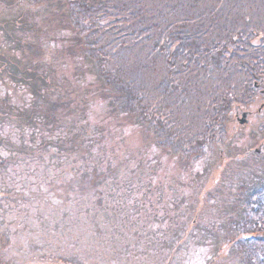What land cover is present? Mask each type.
Wrapping results in <instances>:
<instances>
[{
	"label": "trees",
	"instance_id": "trees-1",
	"mask_svg": "<svg viewBox=\"0 0 264 264\" xmlns=\"http://www.w3.org/2000/svg\"><path fill=\"white\" fill-rule=\"evenodd\" d=\"M195 2L196 14L191 18L195 23L186 20L177 23L173 16L174 10L171 11L169 5H164L162 0H0L1 13L7 9L19 11L11 19V23L6 22V26L4 23L0 24V35L4 44L12 46L10 52H14L13 56L19 59V62L22 61L21 55L28 56L20 65H15L12 61V65L20 70L18 77L21 83L28 82L30 76H33L30 70L38 63L39 68L34 69H46L45 63H50L51 57L55 60L59 55L60 62L64 61L67 64L69 61L80 60L81 66L82 61L88 62L91 66L89 72L96 76L95 80L101 86L104 98L109 99L116 115L120 116L123 113L127 116L129 124L138 125L144 142L158 148L162 147L172 153L178 159L177 162L180 160L182 164L188 165L191 157L196 161L208 158L207 149L213 150L211 139L228 137L231 123L235 120L234 113L236 115L238 110L244 108L247 112L260 114L257 104L261 102L259 101L261 95L264 96L262 93L264 27H261L264 26V16L255 21L251 20L248 25L241 26V29L229 30L228 26H224V30L218 34L219 39L208 44L205 42L208 37L206 26L216 28V25L207 21L208 13H204L205 9L199 7L200 2L203 1L195 0ZM243 5L246 8L253 6L250 2H244ZM219 7L220 4L209 7L211 10L206 7L210 12L209 16L215 17ZM251 12L252 10L247 13L251 15ZM170 19L172 25L169 23ZM244 20H249V16L246 15ZM176 23L179 27L175 26ZM63 32L72 34L68 46L65 49L52 46V39L61 38ZM238 33L240 39L237 37ZM60 50L65 54H59ZM120 52L129 57L120 60L122 55ZM155 58L164 61L171 69L177 66L179 77L177 75L172 77V82L175 84L178 83V79L187 77V74L190 78L198 75V71H192L190 74L194 62L204 72L233 68V74H228L224 80L226 89L219 106L212 102L211 96L209 97L210 90L204 92L206 97H202L195 89L197 99L204 98L197 107L201 120L199 124L203 126L200 131L179 127L173 130L167 129L172 123L171 120H174L172 115H166L165 119L158 123L151 109L144 102L145 86L138 72L142 70L147 74H153V71H157L154 75L158 74L159 77L160 69H156V64L153 62ZM2 63L10 74L14 67L6 68L8 63L5 60H2ZM48 69V71H32L35 75H43L42 82L46 88L39 86L38 78L35 79L37 82H28L33 87L41 109L49 104L50 120H86L88 102L97 89L83 90L79 93V85L76 81L78 77L85 76L87 71L74 69L73 76L76 80L71 81L69 76L60 74L58 70L53 69V66L49 65ZM24 70L26 71L23 72ZM211 78L215 83L216 79L213 75L207 76L206 79L211 80ZM80 94L91 95L82 98ZM259 105L261 107L264 103ZM73 125L72 121L67 122L66 155H73L74 162L77 148L82 147V158L85 163L99 159L93 168L90 164L80 172L82 197L86 200L93 196L94 191L97 190L98 194L106 182L117 180L122 166L128 168L129 164L138 162L140 146L137 145L133 151L122 138L121 131L111 132L114 142L108 145L111 156L107 168L103 165L104 160H101L106 152L102 150L100 142L96 145L92 143L98 151L90 150L91 141L85 137H82L80 145L76 131L72 129ZM218 148L219 146L216 147ZM127 149H131L132 152L129 151L127 157H123L122 153ZM261 151L260 155H257L259 154L257 152H252L250 155L255 160L259 158L257 161L246 158L238 162V177L232 176L235 172H220L218 180L208 190L207 186L203 188V183L213 165L212 162H207L208 167L201 174L203 182L195 185L200 191L195 194L197 203L194 211L199 215L201 230H208V233L217 236L216 252H220L222 245L219 241L222 240L228 242L230 251L233 250L238 243V230L242 229L248 234L247 240L260 244L258 248L250 250V252L258 250L253 252L254 256H257L255 264H264V236L262 237L264 234V144ZM116 156L119 157V162L114 161ZM155 159V156H148V161ZM124 162H129L128 166ZM260 164L262 168L256 169ZM247 168L249 170H246ZM254 168L260 170V181L255 178L252 185L236 183L237 178L238 182H243L244 174ZM78 179L75 173L72 174L71 179L67 178L68 182L64 185L65 193L59 186H52V199L73 197ZM229 182L231 185L228 184ZM55 188L58 189V193H53ZM204 190L205 193H202ZM61 193H64V196ZM203 195L205 200L199 197ZM135 208L133 207V211H136L138 206ZM207 215L212 216L214 220L207 219L209 218L206 217ZM207 221L213 223V230L207 228ZM1 224L0 221V264H174L175 262L177 264L182 258V251L173 250L166 254L161 252H150L145 256L140 254L134 260L136 254L133 252H120L114 248L120 245L118 236L104 231L101 222L96 219L84 222V227L95 228L97 232L93 236H84L86 245L80 260L75 256L74 243L70 252L68 242L61 237L53 238L54 241L51 239V250L47 251V241L43 237H35L31 242L27 240L22 242L21 238L12 236L8 230L5 232ZM230 231L235 243L230 238ZM208 233L204 234L205 239L210 238ZM179 238L178 245L183 247L185 235H179ZM225 258L224 255L223 261ZM238 258L239 255L233 257L231 264H237L235 262Z\"/></svg>",
	"mask_w": 264,
	"mask_h": 264
},
{
	"label": "flooded vegetation",
	"instance_id": "flooded-vegetation-1",
	"mask_svg": "<svg viewBox=\"0 0 264 264\" xmlns=\"http://www.w3.org/2000/svg\"><path fill=\"white\" fill-rule=\"evenodd\" d=\"M38 64L34 68H39ZM45 65L47 68L44 70L48 71L49 63ZM34 68L30 70L33 76L28 82L38 81L39 86L44 88L43 75L32 73L33 70H44ZM2 73L0 221L5 232L8 230L22 242L43 237L47 241V251L51 250V239L61 237L68 242L70 252L74 243L75 256L80 260L86 245L84 236H93L97 232L95 228L84 227V222L96 219L101 222L104 231L118 236L120 245L114 248L120 252H133L136 254L134 260L137 255L145 256L150 252L166 254L173 250L182 251V245H178L179 235H185V246L193 232L201 227L199 215L194 211L197 203L195 192H199L195 190L194 175L189 172H180L183 174L179 175V169L175 170L173 164L164 166L168 162H160L158 157L155 161H148V156L147 160H143L146 153L142 145L138 164L132 163L129 167V162H124L128 168L122 166L117 180L106 182L98 194L96 190L92 197L84 200L80 172L90 164L93 168L99 159L85 163L82 147L77 148L74 162L73 155H66L67 122H73L72 129L76 131L80 145L82 137H85L91 141L90 150L98 151L92 143L96 145L100 142L106 152L101 160L107 168L111 156L108 145L114 142L112 134L103 131L104 127L100 124L88 120H50L49 104L41 109L37 96L32 93L33 87L28 82H20L18 68H14L6 79L2 78ZM14 110H18L16 115H13ZM263 111L264 105L259 108V112ZM254 113L250 112L249 121L262 120ZM240 114L242 112L238 110V116L233 121L237 131ZM218 145L212 143L213 150L209 151L208 161H213V152ZM129 151L132 152L131 149L124 151L123 157H127ZM225 151L226 148H223L221 154L224 155ZM114 158L115 162L120 161L119 157ZM73 173L79 178L74 196L52 199V186H59L65 193L64 185ZM58 192L57 188L53 189V193ZM64 193L61 195L64 196ZM132 206H138V209L133 211ZM225 256L228 261L233 257L230 252Z\"/></svg>",
	"mask_w": 264,
	"mask_h": 264
},
{
	"label": "rangeland",
	"instance_id": "rangeland-1",
	"mask_svg": "<svg viewBox=\"0 0 264 264\" xmlns=\"http://www.w3.org/2000/svg\"><path fill=\"white\" fill-rule=\"evenodd\" d=\"M200 1V0H199ZM203 3L200 2L199 7L205 9L204 13H208L207 21L211 22L212 24L216 25V28H209L207 27V35L208 37L205 39V42L208 44H212L213 41H217L218 34H221V31L224 30V26H228L229 30L232 29H241V26H246L248 22L255 21L261 16H264V1L263 0H202ZM209 1V2H208ZM208 2V3H207ZM244 2H250L252 3V7L246 8L243 3ZM162 3L164 5H169V9L171 11L174 10L173 16H175L177 23H182L183 20H186L187 22L191 21L193 22L192 15L196 14V2L195 0H162ZM217 4H220L221 7L218 8L215 17L209 16L211 10L209 7H213ZM208 7L209 10L206 8ZM251 12V15L247 12ZM19 11L7 9V11L0 12V24H3L6 26V22L11 23V19L14 18ZM249 16V20H244L245 16ZM109 21V20H108ZM104 23V22H103ZM169 23L172 25V20H169ZM175 24L176 27H179L178 24ZM105 24V23H104ZM248 25V24H247ZM196 26H199L196 24ZM261 26V24H260ZM261 27H264L263 25ZM1 33V31H0ZM71 33L69 32H63L62 37L59 39H52L53 42H51L52 46H57L62 49H65V47L68 46L69 38L71 37ZM240 36V33H238L237 37L238 39ZM237 37L235 39H237ZM13 49L12 46L10 47L9 44H4L3 37L0 35V72L3 79H6L7 77H10V74L7 72L6 69H4L2 60H5L8 63V69L11 68L12 61H16L15 56H13L14 52H10V50ZM142 52V50H141ZM59 54H65V52L59 51ZM121 58L120 60H123V57L128 58L129 56L125 55L123 52H120ZM30 57V56H29ZM54 57V56H53ZM57 58L54 60V58L51 57V61L49 65L53 69H56L59 71V73L62 75L69 76V79L71 81H74L73 71L74 69H83L87 71V74L83 77H78L76 83L79 85V93H82L83 90H95L97 89V92L92 94L90 97V101L88 102V110L87 115L88 117L86 120H88L91 123L100 124L102 127H104V131L111 132H120L122 138L126 141L129 147L131 149L138 146H144L145 156L143 160H147V156H155L158 157V160L160 162H168L165 163V165L173 164L175 170L179 169V175L189 172L192 175L195 176V180H193L196 184L199 182H203L201 174L203 171L206 170V165L208 161V158H202L199 160H193V158L189 160L188 165L182 164V161L177 162V158L172 155V153L167 152L166 150L162 149V147L158 148L157 146H153L150 143L143 141V136L141 135V128L138 125H132L129 124V121H127V116L123 113L119 115H116L115 111L113 110V106L110 104L109 99L104 98V92L99 85L98 82H96L95 77L93 74H91L90 68L91 66L86 61H82L83 65L81 66L80 60H73L69 61L68 64L63 61L60 62L59 55L56 56ZM28 56L21 55V62L16 61L19 65L22 64L24 61H26ZM159 58V57H157ZM155 58L153 60L154 64H156V69H160L159 71V77L157 71H153V74H147V72H142L140 70L138 72V75L140 76L141 81L143 82L145 89L143 90V99L144 102L148 105V108L151 109L152 113L155 116V119L158 120V123L160 120H164L166 115H172V118L174 120H171L172 123L169 124V127L167 129L173 130L175 127H179L182 129H190L193 131H200L203 127L199 123L201 122L200 116L197 113L198 105L202 103L204 98L197 99L196 91L199 95L202 97H206L207 95L204 92H209V97L211 96V100L215 105L219 106L222 102L223 94L225 93L226 87L224 86V80L226 79L228 74H233V68L229 69H222L219 68L218 70L212 72V70H207L204 72L203 69H199L198 65L194 62V67L190 71L196 72L198 71V75H195L194 78H190V75L187 74V77L183 78L182 80L178 79V83L172 82V77L177 75L178 76V69L177 66L174 67V69H171L164 61H160L159 59ZM133 59V58H129ZM157 59V60H156ZM19 60V59H18ZM54 60V61H53ZM165 60V59H163ZM53 61V62H52ZM160 61V62H158ZM15 62V63H16ZM109 62V61H108ZM114 66L116 64L115 60ZM185 62V61H182ZM14 63V64H15ZM24 65V64H23ZM109 68H111V64L109 62ZM14 68L15 65L13 66ZM112 74V73H111ZM214 76L216 79V82L213 83V79L211 80L206 79L207 76ZM94 76V77H93ZM179 77V76H178ZM160 79L162 80L160 82ZM159 80V81H157ZM157 83H159L157 85ZM191 83V84H190ZM7 86V85H6ZM55 88V85H53ZM52 86V87H53ZM196 89V91H195ZM214 90V91H213ZM215 90H218L217 92ZM24 91V90H23ZM213 91V93H212ZM264 91V90H263ZM32 93L35 95V92L32 90ZM212 93V95H211ZM264 94V92H262ZM63 95V94H62ZM82 98L89 97V95H82ZM135 95V93H134ZM260 97L261 102L264 103V96L261 95ZM224 103V102H223ZM257 104V110L259 109L260 105ZM1 104H0V111H1ZM16 111H13V115H16ZM236 111V109H235ZM244 108H242L241 112H245ZM255 111V110H254ZM178 112V114H177ZM64 115V114H63ZM261 116H257L258 118L262 120H250L249 124L247 126H241L238 123V131L235 129V125H233V122L231 123V126L228 131V137H219L215 140L211 139V143H219L220 145L218 149H214V159L212 161L213 167H211V172L209 173V176L206 177V180L203 183V188L207 186V190L209 187H212L216 181L219 178L220 172L223 171H229V172H235L232 176L238 177V162L241 159L248 158L250 161L254 158H251V153H256L257 150H261L263 148L264 144V114H260ZM234 116L237 117V114ZM256 117V118H257ZM170 130V131H171ZM119 133V134H120ZM175 133V131H174ZM219 136V135H218ZM234 137L233 141L231 140ZM188 140V139H187ZM227 140V141H226ZM194 141V140H193ZM192 141V142H193ZM198 146H201L199 143H197ZM217 146V147H218ZM238 146V147H237ZM223 148H226L225 154H221V151ZM239 150V151H238ZM263 151V150H262ZM262 151L257 154L260 155ZM241 153V154H239ZM206 155L209 156V149L206 151ZM221 156L223 159H221ZM256 157V156H255ZM148 158V157H147ZM255 160V159H254ZM259 160L257 158L255 161ZM195 161V162H194ZM140 161L136 162L138 164ZM247 166V165H246ZM177 168V169H176ZM261 164L256 167V169H260ZM255 168L253 170L250 169L249 173L244 174V181L238 182V178L236 180V183L239 185L242 184H253V180L257 178L260 179V170H256ZM174 170V171H175ZM246 170H249L248 168ZM183 172V173H180ZM163 173V171H162ZM257 175V176H256ZM260 181V180H259ZM228 184L231 185V182ZM202 185L200 186V188ZM195 190L196 186H195ZM200 191V190H199ZM205 193V190L202 191V193ZM196 194V192H195ZM201 199H204L203 196H199ZM199 200V199H198ZM206 217H209L208 215ZM210 220H214L212 216L209 218ZM208 229L213 230V223L211 221H208L206 224ZM205 230V229H204ZM230 231V238L235 243V238ZM191 238H189L188 242H186L185 246L182 248V258H180L177 262V264H222L224 254H227V250L229 247V244L227 241L222 240L219 241L221 243V249L220 252L217 253L216 250L214 252V240H218L217 236L211 235L208 233V230L202 231L201 227L193 232ZM208 233L209 237L208 239H205L204 234ZM248 234L241 230H238V243L235 246V248L232 250V254H234V257L239 255V258L237 259V264H255L257 263L256 257L254 256L253 252L258 251L254 250L253 252H250L252 248H258L260 244L258 242H254L251 240H247ZM264 234L262 235V237ZM211 250V253H210ZM176 264V262L174 263Z\"/></svg>",
	"mask_w": 264,
	"mask_h": 264
},
{
	"label": "water",
	"instance_id": "water-1",
	"mask_svg": "<svg viewBox=\"0 0 264 264\" xmlns=\"http://www.w3.org/2000/svg\"><path fill=\"white\" fill-rule=\"evenodd\" d=\"M242 117H243V119L240 120V124H241V125H244V124H246V123L248 122L247 119H246L247 114H246V113H243V114H242Z\"/></svg>",
	"mask_w": 264,
	"mask_h": 264
}]
</instances>
